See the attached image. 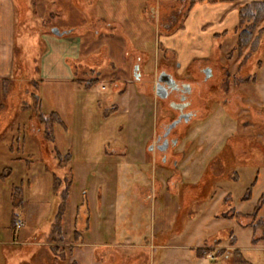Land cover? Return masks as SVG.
Returning a JSON list of instances; mask_svg holds the SVG:
<instances>
[{"label":"rangeland","instance_id":"obj_1","mask_svg":"<svg viewBox=\"0 0 264 264\" xmlns=\"http://www.w3.org/2000/svg\"><path fill=\"white\" fill-rule=\"evenodd\" d=\"M257 1L264 0H145L108 15L94 0L13 1L12 75L5 85L0 80V264H264V250L234 215L252 214L264 195V34L252 54L248 45L237 55L229 26L238 7ZM188 9L211 24L225 18L226 29L197 35L204 50L184 62L166 40H175ZM178 10L176 24L163 30ZM44 36L71 46L56 48ZM176 62L197 76L199 110L184 126L172 166L150 154L148 143L168 116L154 93L156 73ZM205 65L214 70L209 84L198 74ZM90 72L100 78L85 90ZM256 72L255 84L241 83ZM33 96L61 126L42 124ZM65 188L61 243L51 232ZM12 214L22 221L15 234ZM257 218L264 221V205Z\"/></svg>","mask_w":264,"mask_h":264},{"label":"crops","instance_id":"obj_2","mask_svg":"<svg viewBox=\"0 0 264 264\" xmlns=\"http://www.w3.org/2000/svg\"><path fill=\"white\" fill-rule=\"evenodd\" d=\"M13 1L14 0H0V80L8 79L12 75V53L10 54V50L12 52V46H13V41H14V38H13V36H14V32H13L14 31L13 15L14 14L12 13V11H13ZM36 1L37 0H31V2H33V3H36ZM141 1H145V0H94V3L95 4L100 3L101 4L100 6L103 7V8L100 10L99 7H98L97 10H100L101 12L105 11L106 14L108 15V14H112V12H114L115 10L117 12H120V13L122 11L126 12V9L129 8V6H127V5L125 6V3L126 4L127 3L130 4L132 2L137 3V2H141ZM226 11H227V9L224 11V13ZM235 14H236V11L232 15H235ZM142 17L144 18V20H146V23H147L148 16L146 15V13H144ZM230 17H231V15H230ZM154 18L156 19L157 16H154ZM224 19L221 22H215V23L211 24L210 21L207 22V20L204 19L202 14L197 13V12L196 13H189L187 18H186V20H185V23L182 24L180 28H178L177 36L175 37V40L177 42H178V40L179 41L181 40L184 45H181V42L180 43L178 42L174 46L173 42L175 40L169 39V40H166V49H169V50H171L173 52H184L183 53L184 54V62H186L187 59L189 57H191L190 55L193 54L195 51L204 50V47L202 46L203 47L202 48L200 46L199 41H197L198 37L196 38V36L200 35V34L204 35L206 33H209V34H219L220 33L221 34L223 29H226L224 27V25H225V20ZM129 23H132V22H129ZM133 24L135 25L136 23H133ZM133 24H131V26ZM235 24H236V22L233 19L229 26L234 27ZM154 25H155V28L157 30L159 28V26L157 25V22H155ZM93 28H95V27H93ZM93 28L91 27V29H93ZM204 28H208V30H210V29H212V30L203 31ZM58 30L60 32H63L60 29H58ZM75 30L76 29L70 30V32L71 31H75ZM137 33H139V31ZM183 35H185V36H183ZM189 36H192L191 39L193 41H195L196 44H192L190 42V40H189L190 37ZM44 38H45L46 42L49 45H51V46L55 45L56 48H59V46H61V45L66 46L65 44H67V45L71 44V43H68L66 41L65 42L64 41H59V40H55L53 38H49V37H45V36H44ZM80 49H81L80 48V44H78L77 42L74 44V47L71 48L72 51H71L70 55H72L71 57H73V60L78 58L79 53H80ZM64 57H66V54H65ZM192 57H194V56H192ZM140 61H138V63H136V66H137V64H139ZM137 67L139 69V65ZM71 74L70 75L67 74V76L69 77V79H71V81H73V78H72ZM1 176H2V173H0V197L2 196V192H3L2 184H3V181H4ZM227 195H225V196H227ZM229 196H230V194H229ZM210 199L211 198H209V200ZM0 200H1V198H0ZM235 213L238 214V220H239L240 227L251 232V239L253 238V236L256 238V235H257L256 233H258V232L255 233L254 230L251 227L248 226V225L251 224V219L250 218H246V216L249 215L250 213H244L243 214V213L237 212V211H235ZM236 219H237V217H236ZM243 220H245L244 223H242ZM260 222L261 223H260L259 227L261 229V226H262V228L264 227V221H260ZM17 224L22 226V221L18 220ZM74 225H75V228H76L75 218H74ZM62 227H63V222H62ZM8 229L10 230V223H9ZM263 230L264 229L260 230V234H262ZM15 231H16V229L14 230V234H15ZM78 233L79 232L77 230H75V239L74 240H76V241H78V236H79ZM232 241L234 243V245H233L234 246V250L238 251V254L237 255L235 254V256L241 257L240 251L238 249H236V245H235L236 240H235V238H232ZM78 243H79V241L76 242V244H78ZM250 243H251V241H250ZM258 246H260L264 250V246H262L261 244H259Z\"/></svg>","mask_w":264,"mask_h":264},{"label":"flooded vegetation","instance_id":"obj_3","mask_svg":"<svg viewBox=\"0 0 264 264\" xmlns=\"http://www.w3.org/2000/svg\"><path fill=\"white\" fill-rule=\"evenodd\" d=\"M189 7H191V3ZM188 12L189 9L187 10V14ZM153 14L157 16L156 10ZM178 14H180V10L171 14L161 24V28L166 31L172 29L178 20ZM137 72L138 67L135 66L133 69L135 79H138ZM206 73L209 76H206ZM198 74L202 77L200 81L202 84H209L214 78V70L210 65L200 67ZM160 77L164 81L159 82L158 79ZM196 80L197 76L194 75L193 69L184 68V70H181V65L178 62L161 66L156 73L154 88L157 86L163 98L156 97L159 102L167 107L168 116L166 119L167 122L155 132L153 139L148 143V152L157 155L162 164L171 161L172 166L175 165L177 158L180 156L179 152L177 153L175 150L182 141L185 133L184 126H187L198 116L199 109L193 107L194 103L192 101V96L194 95L193 84Z\"/></svg>","mask_w":264,"mask_h":264},{"label":"trees","instance_id":"obj_4","mask_svg":"<svg viewBox=\"0 0 264 264\" xmlns=\"http://www.w3.org/2000/svg\"><path fill=\"white\" fill-rule=\"evenodd\" d=\"M194 3L195 2H191V6ZM32 5H34L33 2H32ZM236 13H237V22L232 28V31L236 34V44H235L234 51L237 55H241L243 49L249 45V47H251L250 54H252L254 52L255 47L258 45L261 37L264 34V1L251 2L249 4L242 5L237 8ZM262 22L263 24L262 26H260ZM246 61H248L247 57L244 59H241L238 68H241L246 63ZM256 64H257L256 70L259 71L261 69V61L260 62L257 61ZM89 74L91 75V78L88 81H86L85 84L83 85V88L85 90L92 89L98 83L99 78H100L99 74H95L94 72H90ZM256 81H257V72L253 74L252 76H250V78H246L242 80L241 83L255 84ZM5 83H7V80H2V84L5 85ZM77 83L82 84L81 81ZM33 99L37 106L38 117L40 118L42 124L51 123L52 126L62 125V121L56 114L52 113V114L45 116V114L42 112V106H41V102L38 96H33ZM59 157L60 156L58 154L57 158ZM63 160L66 164L69 163V156L65 155ZM28 163L29 162H26L27 168L29 167ZM1 177L3 178V175ZM250 192H251V187L248 188L247 190V197H249ZM14 195L15 196L18 195L21 197L22 196L21 188H15ZM60 198L61 199L57 206V210H56V213L53 219L51 233H53V235L58 239V241L62 243L63 236H62V226L61 225H62V220H63V216L65 212L66 200L68 198L67 188L63 190V192L60 195ZM263 205H264V195H262V197L259 199L258 205L253 211V213L246 216L251 219V224L248 226L251 227L253 230L257 226H260L261 222L257 220L258 218L256 217L258 215L259 210L261 209ZM234 215L238 217L237 213ZM231 217H234V216H231ZM16 224H17L16 216L12 214L11 221H10V230L12 232H13V229L15 230ZM251 243L254 245L261 244L262 246H264V230L259 238H255L253 236V238L251 239ZM200 251H199L198 256L203 257V253H200ZM234 254L237 255L238 251L235 250Z\"/></svg>","mask_w":264,"mask_h":264},{"label":"water","instance_id":"obj_5","mask_svg":"<svg viewBox=\"0 0 264 264\" xmlns=\"http://www.w3.org/2000/svg\"><path fill=\"white\" fill-rule=\"evenodd\" d=\"M51 33H52L53 35H55V36H58V37L63 36L64 34H66V32H64V31H63V32H60L57 28H52V29H51ZM165 76H166V75H165ZM206 76H209V74L206 73ZM158 81H159V82H160V81H164V79L160 77V78L158 79ZM154 90H155V95H156L157 97H159V98H163L162 94L159 93L157 86L154 88Z\"/></svg>","mask_w":264,"mask_h":264}]
</instances>
